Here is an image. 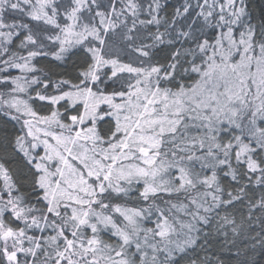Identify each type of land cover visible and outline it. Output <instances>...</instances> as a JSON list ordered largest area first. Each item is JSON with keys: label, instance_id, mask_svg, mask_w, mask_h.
<instances>
[{"label": "snow or ice", "instance_id": "snow-or-ice-1", "mask_svg": "<svg viewBox=\"0 0 264 264\" xmlns=\"http://www.w3.org/2000/svg\"><path fill=\"white\" fill-rule=\"evenodd\" d=\"M0 117V264H264L251 0H0Z\"/></svg>", "mask_w": 264, "mask_h": 264}, {"label": "trees", "instance_id": "trees-1", "mask_svg": "<svg viewBox=\"0 0 264 264\" xmlns=\"http://www.w3.org/2000/svg\"><path fill=\"white\" fill-rule=\"evenodd\" d=\"M251 7H252V10H253V13L255 15H258L259 14V11L260 9L264 8V0H251ZM47 66H45V71H47ZM53 71L57 72V73H71L72 72V68L71 66H68L67 68H54ZM5 118L3 117H0V127H5L7 132L9 134H11L12 131H14V129L12 128V125L11 124H7V125H4L3 124V121H4ZM2 134V133H0ZM259 223H256L254 225V228L256 231H259ZM221 239L220 238H215V239H211L210 240V246H211V250L213 252H219L220 251V244H221ZM240 244L241 247H243L247 241H239L238 242ZM234 252H235V249L232 250V252H229L227 250H224V256L225 257H234ZM231 264H236L235 262V259L233 258L231 260Z\"/></svg>", "mask_w": 264, "mask_h": 264}]
</instances>
